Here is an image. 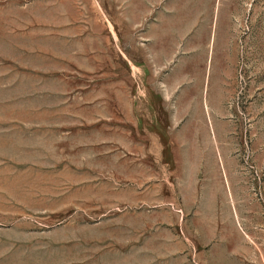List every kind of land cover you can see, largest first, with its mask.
<instances>
[{
    "label": "rangeland",
    "instance_id": "374dc122",
    "mask_svg": "<svg viewBox=\"0 0 264 264\" xmlns=\"http://www.w3.org/2000/svg\"><path fill=\"white\" fill-rule=\"evenodd\" d=\"M0 264H264V0H0Z\"/></svg>",
    "mask_w": 264,
    "mask_h": 264
}]
</instances>
